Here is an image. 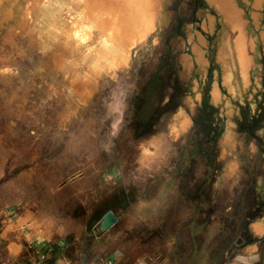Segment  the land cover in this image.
Instances as JSON below:
<instances>
[{
	"label": "rangeland",
	"instance_id": "1",
	"mask_svg": "<svg viewBox=\"0 0 264 264\" xmlns=\"http://www.w3.org/2000/svg\"><path fill=\"white\" fill-rule=\"evenodd\" d=\"M255 1L235 0L255 42L248 85L241 68L233 71L238 84L225 81L219 54L229 24L222 13L208 0H160L155 29L129 61L100 73L77 64L86 85L77 83L70 94L60 64L80 53L61 40L44 49L37 13L28 17L30 1L3 0L0 256L3 205L31 201L72 216L78 205L65 201L74 193L93 202L96 213L113 209L116 230L125 233L120 243L148 264H264V233L252 224L264 220V0ZM68 17L65 28L73 24ZM198 35L206 41V63L193 51ZM160 67L163 78L144 94ZM206 96L214 107L211 128L209 109L197 125ZM183 111L191 118L186 128ZM198 133L216 170L200 209L208 224L195 240L190 222L199 213L197 185L208 161L193 158Z\"/></svg>",
	"mask_w": 264,
	"mask_h": 264
},
{
	"label": "bare ground",
	"instance_id": "2",
	"mask_svg": "<svg viewBox=\"0 0 264 264\" xmlns=\"http://www.w3.org/2000/svg\"><path fill=\"white\" fill-rule=\"evenodd\" d=\"M2 1L0 0V4ZM29 1L28 17L33 19V13H37L38 18L33 21L39 32L42 47L50 48L55 46L57 40H61V43L68 45L71 51L80 53L74 63L70 64L67 59H64L60 64L66 68L69 75L70 85L67 90L70 94L75 92L77 83L84 84L82 82L84 79H81V70L76 67L77 64L88 62L99 73L109 69L115 71L126 64L134 46L146 40L155 29L161 4L160 0ZM208 1L223 14L229 24L219 54L226 66L225 81L232 87L238 84L239 81L235 78L233 71L234 68H241L243 81L245 85H248L250 67L253 62L250 49L254 47L255 42L245 28L243 10L235 0ZM255 3L261 5L262 0H256ZM70 14L73 17V24L65 28V19H68ZM198 38L193 51L197 53L199 61L206 63L204 52L206 41L199 35ZM188 62H191L189 57ZM10 71L3 68L2 74L6 76ZM213 97L215 100L221 98L218 84L214 86ZM182 113L181 123L186 128L191 118L184 111ZM252 224L257 233H264L263 219H258Z\"/></svg>",
	"mask_w": 264,
	"mask_h": 264
},
{
	"label": "crops",
	"instance_id": "3",
	"mask_svg": "<svg viewBox=\"0 0 264 264\" xmlns=\"http://www.w3.org/2000/svg\"><path fill=\"white\" fill-rule=\"evenodd\" d=\"M67 196L66 204L78 205L75 215L61 216L54 207L44 210L31 201L2 206L0 264H148L120 243L124 231L116 225L101 228L104 214L96 213L85 195Z\"/></svg>",
	"mask_w": 264,
	"mask_h": 264
},
{
	"label": "trees",
	"instance_id": "4",
	"mask_svg": "<svg viewBox=\"0 0 264 264\" xmlns=\"http://www.w3.org/2000/svg\"><path fill=\"white\" fill-rule=\"evenodd\" d=\"M161 70L162 67H160V70H157L153 76L150 78L149 82H148V86L146 91L151 90L155 85V83L159 82L163 77L161 74ZM207 109H209L210 111H212V116L210 117V120H207L208 122V127L211 128L212 124L215 122V115L213 113L214 107L212 105H210V102L208 101V96L205 97V104L202 106V113L200 115V118L197 121V125L201 126V124L203 122H206V111ZM219 121V119H218ZM195 138V145L198 149V155L195 154L194 157H198L199 155L201 157H207L208 161L207 163L204 165L202 172L200 173L199 176V181H198V185H197V189H198V193H199V199H198V203H199V213L193 218V220H191L190 222V226H191V232L192 234L195 236V240H197V235L199 233H201L202 231L205 230L206 225L208 224V220L203 218L201 219V214H200V209H202L203 207L207 206V200L205 199V193L206 192V187L209 185L210 181L212 180V176L216 170V159H215V155L213 153V151L211 150V148L206 147V142L203 140V136H201L199 133L196 134L194 136ZM216 138V136H213L212 139ZM108 211V210H107ZM196 251V250H195ZM194 251V253H195ZM208 253H205V256H207ZM193 256H190V259H192Z\"/></svg>",
	"mask_w": 264,
	"mask_h": 264
},
{
	"label": "water",
	"instance_id": "5",
	"mask_svg": "<svg viewBox=\"0 0 264 264\" xmlns=\"http://www.w3.org/2000/svg\"><path fill=\"white\" fill-rule=\"evenodd\" d=\"M119 220L117 213L113 209L106 211L101 219V228L108 229L115 225Z\"/></svg>",
	"mask_w": 264,
	"mask_h": 264
}]
</instances>
